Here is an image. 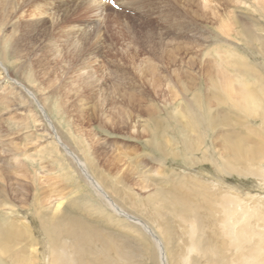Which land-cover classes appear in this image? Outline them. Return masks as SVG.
Here are the masks:
<instances>
[{
	"label": "bare ground",
	"instance_id": "bare-ground-1",
	"mask_svg": "<svg viewBox=\"0 0 264 264\" xmlns=\"http://www.w3.org/2000/svg\"><path fill=\"white\" fill-rule=\"evenodd\" d=\"M29 2L37 19L26 24V7L17 12L15 0H7L0 68L8 74V80H3L0 87L22 104L23 94L39 102L38 106L35 104L39 113L31 112L41 116L53 138L49 150L51 161L63 162L66 170L75 172L93 192H86L88 195L85 194L87 197L81 202L86 209L79 211L99 220L105 227L91 223L95 220L89 221L86 216L62 211L61 202L49 216L41 210L36 213L41 228L37 239L29 224L17 222V205L7 196L0 198V264H264V67L256 65L248 56L256 49L264 50V37L260 34L263 29L255 22L253 26L245 24L230 7L222 12L219 34L235 36L247 52L231 45L226 46L227 51L222 54L214 51L220 65H210L206 71L211 89L204 96L200 94V83L193 81L198 75L194 69L198 58H190L191 66H188L191 68L178 66L177 58L188 46L179 44L168 48V39L149 31L148 46H154L153 51L158 55L160 52V56L163 54L169 64L176 67L177 71L173 72L180 81L185 80L180 83L187 94H192V101L186 104L184 100L185 105L175 109L171 117L173 123L167 126L162 117L145 121L147 143L165 161L172 160L177 165L181 161L187 166H182L183 170L195 172L191 175L173 170L175 177L167 183L168 187L153 186L150 176L142 170L146 167L143 162L135 169L121 171L116 177L110 167L101 164L97 136L84 128V122L79 123V129L73 128L54 92L51 99L40 98L35 93V84H51L50 70L58 69L60 63L56 59L46 62L42 56L28 57L31 53L23 55L34 42L29 40L24 50L21 41L39 34L44 36L42 27L49 13L45 0ZM121 3L125 7L131 5L130 0ZM183 3L187 13L191 7L197 16L193 0H183ZM85 5L87 7L80 11H102L107 7L102 0H88ZM57 7L62 16L56 24L62 25L69 18L70 10L61 4ZM183 24L179 31L196 32L193 23ZM87 51L84 57L93 66L102 53L101 48L94 45ZM128 55L126 60L135 67V55L131 52ZM25 57L28 63L22 60ZM16 69L23 73L26 83L11 75ZM189 80L192 82H187ZM158 82L152 83L158 85ZM117 89L121 90L115 85V93ZM136 101L129 93L127 103L133 111ZM131 117L130 113L122 115L113 123V131L129 130L134 121ZM256 122L259 123L255 125ZM170 128H177L179 136L169 137ZM2 148L7 152L11 150ZM215 149L218 150L215 152ZM15 159L17 162L18 157ZM204 164H211L215 173L198 169ZM234 176L254 179L258 184L246 190L228 182ZM136 186L153 187V190L142 196V190ZM34 204L42 206L38 196ZM208 216L212 221L206 219ZM212 223L214 228L208 232Z\"/></svg>",
	"mask_w": 264,
	"mask_h": 264
},
{
	"label": "rangeland",
	"instance_id": "rangeland-1",
	"mask_svg": "<svg viewBox=\"0 0 264 264\" xmlns=\"http://www.w3.org/2000/svg\"><path fill=\"white\" fill-rule=\"evenodd\" d=\"M29 1L15 0L17 12L22 7H26L25 14L28 18L26 24L37 19V16L31 12ZM122 1L124 2L119 0L120 3ZM176 1L130 0L131 5L125 7V4L121 3L119 9L107 6L102 11L96 9L80 11L87 7L85 4L88 0H45L48 3L49 13L42 27L45 31L44 36L39 34L21 41V48L23 47L24 50L29 40L34 42L33 46H29L27 53L22 52L23 55L31 53L27 55L31 58L42 56L46 58V62L59 60L60 65L57 71L50 70L51 84H35L33 89L37 91L35 93L40 98L43 96L51 99L50 95L54 92L58 102L66 111L65 116L71 120L73 128L79 129V123L84 122V128L97 136L101 164H105L107 168L110 167L116 177H119L121 171L128 168L135 169L139 162H143L146 167L142 170L150 176L151 184L163 187H168L167 183L170 184L173 181L171 180L175 177L173 170L191 175L195 172L190 169L183 170L182 166H187L181 161L178 162L179 165L172 160L165 161L153 151L147 143L148 132L143 125L145 121L155 117L166 119V122H163L164 126L173 123L171 117L175 109L185 105L184 100L186 104H189L192 101V94L186 93V89L180 83L185 80L180 81L173 72L177 71L176 67L169 64L163 54L160 56V52L158 55L157 51H153L154 46H148L149 33L155 31L157 35L161 34L168 39V48L179 44L188 46L187 50H183L179 57L177 56V60L180 61L178 66L181 69L183 66L186 69V66L190 65L188 64L190 58H198L197 66H194L198 75L194 76L193 81L200 83L201 96L211 89L210 77L206 76L209 66L220 65L216 59L215 50L222 54L227 51L226 46L228 48V45H231L238 51L247 52L243 43L235 36L224 37L219 34L220 18L227 7H230L245 24L253 26L255 22L263 29V32L259 33L264 37V0H193L197 16L191 7L188 13L185 11L183 0L180 3V0ZM60 4L70 10V16L62 25H57L56 22H59L62 16V11H58L57 7ZM6 6L7 0H0V34L2 35L0 51H4L5 44L3 32L6 28H3L2 23L5 22ZM8 9H11V6ZM17 18L18 15L15 20ZM194 18L196 19L193 22ZM183 22L193 23L196 34L179 31L178 28L180 25L183 27ZM94 45H98L102 53L92 66L84 55L88 53L87 49ZM256 51L248 56L253 58L256 65L264 67V50ZM130 52L136 57V68L126 60ZM165 52H167L166 49ZM22 60L27 63L29 61L27 57ZM12 62L17 61L12 60ZM7 75L0 68V85L3 84V80H8ZM11 75L26 83L21 71L16 69L14 73L11 71ZM154 80L159 81L158 85L152 83ZM115 85L121 89H117L116 93ZM3 88L0 87V198L7 196L13 204L17 205L15 208L19 219L17 222L29 224L37 239H39L38 230L41 231V228L36 213L41 210L49 216V213H52L61 202L62 211L86 216L90 221L92 218L79 210L86 209L81 202L87 197L86 192L92 191L85 186L75 172L66 170L63 162L51 161L49 150L53 138L49 135L47 126L43 124L45 122L41 116L31 112L32 110L39 113L36 108L39 102L23 94L25 98H22L24 102L22 104L20 99L12 98ZM129 93L138 100L136 101L138 106L135 102L134 111L127 103ZM82 108L83 111H81ZM129 113L134 120L129 130L114 132L113 123L122 115ZM258 123L256 122L255 125ZM137 135L140 136L137 137ZM168 136L178 137L177 128L168 129ZM2 147L11 150L7 152ZM217 150L215 149V152ZM17 157L18 160L15 162ZM58 159L61 158L58 157ZM198 169L215 173L211 164L199 165ZM130 176L134 177L132 173ZM228 182L246 190L258 184L254 179L248 180L238 176L231 177ZM137 188L142 190V196L153 190V187ZM37 196L42 202L41 207L34 204ZM203 207H206V204ZM1 216L0 213V219ZM206 219L212 221L210 216ZM92 220L95 221H90L91 223L105 227L99 220ZM209 228L208 232H211L214 224L212 223Z\"/></svg>",
	"mask_w": 264,
	"mask_h": 264
}]
</instances>
